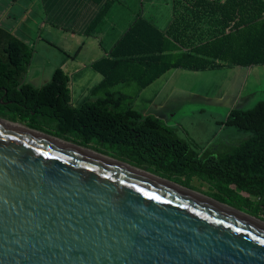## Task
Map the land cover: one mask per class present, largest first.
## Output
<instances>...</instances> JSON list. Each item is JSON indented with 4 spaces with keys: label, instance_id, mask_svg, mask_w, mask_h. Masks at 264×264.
Masks as SVG:
<instances>
[{
    "label": "water",
    "instance_id": "water-1",
    "mask_svg": "<svg viewBox=\"0 0 264 264\" xmlns=\"http://www.w3.org/2000/svg\"><path fill=\"white\" fill-rule=\"evenodd\" d=\"M117 162L0 119V264H264L263 221Z\"/></svg>",
    "mask_w": 264,
    "mask_h": 264
},
{
    "label": "trees",
    "instance_id": "trees-1",
    "mask_svg": "<svg viewBox=\"0 0 264 264\" xmlns=\"http://www.w3.org/2000/svg\"><path fill=\"white\" fill-rule=\"evenodd\" d=\"M87 1L99 7L85 29L90 35L113 3ZM172 13L160 28L139 11L109 56L93 63L103 78L93 90L133 82L140 92L171 69L264 66V0H172ZM31 57V48L0 28V100L9 103L0 104V119L32 130L36 119H53L54 137L71 136L83 148H113L131 161L225 182L262 202L264 212V102L231 110L221 123L250 133L240 146L223 156H200L161 120L142 117L132 106L119 111L127 99L120 93L74 107L70 78L60 68L41 87L23 82Z\"/></svg>",
    "mask_w": 264,
    "mask_h": 264
},
{
    "label": "rangeland",
    "instance_id": "rangeland-1",
    "mask_svg": "<svg viewBox=\"0 0 264 264\" xmlns=\"http://www.w3.org/2000/svg\"><path fill=\"white\" fill-rule=\"evenodd\" d=\"M120 1L131 7L132 11H142L145 17L152 19L160 28H164L168 20L165 23V20L161 21V17L158 18L157 15L165 14L170 20L169 0H143V6L140 4L141 0ZM166 81L161 105V122L174 132L175 138L187 143L196 154L201 156L209 153L210 156H223L251 136L250 133L239 131L234 126L221 123L225 121L231 110H249L259 102H264V66L199 72L176 69ZM115 90L127 96V99L121 103L119 111L131 105L138 108L139 87L136 83L120 84ZM25 124L21 125L27 127ZM56 125V122L49 118H39L34 122L35 128L38 129L35 131H42L41 133L52 137L56 135ZM60 140L71 144L76 142L71 136L61 137ZM87 149L101 152L108 158L140 169L151 176L176 184L264 222L262 202L246 195L235 186L225 182L220 183L215 179L210 180L195 173L176 174L162 167L131 161L126 157H119L113 148L93 144Z\"/></svg>",
    "mask_w": 264,
    "mask_h": 264
},
{
    "label": "crops",
    "instance_id": "crops-1",
    "mask_svg": "<svg viewBox=\"0 0 264 264\" xmlns=\"http://www.w3.org/2000/svg\"><path fill=\"white\" fill-rule=\"evenodd\" d=\"M108 1H112L113 5L92 34L86 35L85 29L99 9L90 1L0 0V28L32 49L23 82L41 87L50 82L54 71L60 68L70 78L71 106L74 107L90 101L89 98H103L106 92H117L115 87L93 90L103 79L93 63L109 56L138 12L132 11L120 0ZM140 4L143 6V0ZM168 5L171 18L172 0L168 1ZM157 17L165 23L169 22L165 14ZM175 70L167 71L139 92L138 108L131 106L142 117L162 120L164 87L168 76Z\"/></svg>",
    "mask_w": 264,
    "mask_h": 264
},
{
    "label": "bare ground",
    "instance_id": "bare-ground-1",
    "mask_svg": "<svg viewBox=\"0 0 264 264\" xmlns=\"http://www.w3.org/2000/svg\"><path fill=\"white\" fill-rule=\"evenodd\" d=\"M14 127H17V128H20V129H24L22 126H20V125H15ZM118 163V162H117ZM127 166V165H126ZM138 172V171H137ZM138 173H140V174H142L143 176H147L146 174H144V173H142V172H138ZM147 177H149L150 178V176H147ZM234 213H237V212H234ZM238 214V213H237ZM241 215V214H240ZM242 216H244V215H242ZM245 218H247V219H250V220H252V221H254V222H257V223H260L259 221H257L255 218H248V217H246V216H244ZM264 225V224H263Z\"/></svg>",
    "mask_w": 264,
    "mask_h": 264
},
{
    "label": "built area",
    "instance_id": "built-area-1",
    "mask_svg": "<svg viewBox=\"0 0 264 264\" xmlns=\"http://www.w3.org/2000/svg\"><path fill=\"white\" fill-rule=\"evenodd\" d=\"M219 1H222V0H219ZM224 1V0H223Z\"/></svg>",
    "mask_w": 264,
    "mask_h": 264
}]
</instances>
